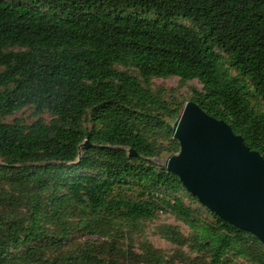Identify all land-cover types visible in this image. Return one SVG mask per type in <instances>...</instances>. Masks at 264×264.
Here are the masks:
<instances>
[{
	"label": "trees",
	"instance_id": "1",
	"mask_svg": "<svg viewBox=\"0 0 264 264\" xmlns=\"http://www.w3.org/2000/svg\"><path fill=\"white\" fill-rule=\"evenodd\" d=\"M171 77L264 158V0H0V264H264L151 161L179 152ZM26 107L49 122H5ZM158 214L189 229L158 227L169 254L133 242Z\"/></svg>",
	"mask_w": 264,
	"mask_h": 264
},
{
	"label": "water",
	"instance_id": "2",
	"mask_svg": "<svg viewBox=\"0 0 264 264\" xmlns=\"http://www.w3.org/2000/svg\"><path fill=\"white\" fill-rule=\"evenodd\" d=\"M172 128L179 152L168 158L166 171L201 206L264 245V158L192 101ZM90 146L86 139L80 149ZM135 156L129 149L128 157Z\"/></svg>",
	"mask_w": 264,
	"mask_h": 264
},
{
	"label": "rangeland",
	"instance_id": "3",
	"mask_svg": "<svg viewBox=\"0 0 264 264\" xmlns=\"http://www.w3.org/2000/svg\"><path fill=\"white\" fill-rule=\"evenodd\" d=\"M231 74L235 75V72L231 71ZM151 88L154 91H157L158 89H162L166 95L165 99H167L168 96L170 95L175 97L177 101L186 103L189 101L191 97L190 89L195 88L197 90H200L201 85L197 81L182 83L179 81L178 78H174V77L168 79L154 78L151 80ZM38 118H42L46 122H49L50 120V117L46 113L36 115L34 113L33 108L26 107L16 112L13 116L8 117L5 120V122L10 123L14 119H19L24 124H31L32 122L36 121ZM169 157H171L169 156V154L162 153L160 157L154 158L151 161L156 166L165 167ZM178 196L181 197L185 205L191 207L200 217L209 220V217L205 213V208L202 207L198 202H194L187 194L183 192L179 193ZM162 225L175 226L179 229V232L182 233L183 235L186 236L189 234V229L182 222L175 220L174 217H172L169 214H158L156 219L144 223L142 222L141 228L133 234V242L137 243V241L147 240L155 248L163 251L166 254H169L174 249V246L170 244L168 241H166L164 238H162L158 233V227ZM86 239L94 240V241L97 240V238L95 237L84 238V239L79 238L78 242ZM234 264H246V263L243 261H239Z\"/></svg>",
	"mask_w": 264,
	"mask_h": 264
}]
</instances>
